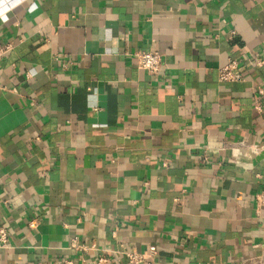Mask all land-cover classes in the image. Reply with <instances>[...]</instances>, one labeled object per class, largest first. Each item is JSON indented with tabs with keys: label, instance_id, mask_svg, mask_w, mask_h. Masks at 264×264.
<instances>
[{
	"label": "crops",
	"instance_id": "1",
	"mask_svg": "<svg viewBox=\"0 0 264 264\" xmlns=\"http://www.w3.org/2000/svg\"><path fill=\"white\" fill-rule=\"evenodd\" d=\"M0 15V264H264V0ZM146 50L158 74L137 66ZM231 59L244 79L221 82Z\"/></svg>",
	"mask_w": 264,
	"mask_h": 264
},
{
	"label": "built area",
	"instance_id": "2",
	"mask_svg": "<svg viewBox=\"0 0 264 264\" xmlns=\"http://www.w3.org/2000/svg\"><path fill=\"white\" fill-rule=\"evenodd\" d=\"M13 43L2 40L0 36V61L3 60L6 55L12 50ZM262 63V62H259ZM136 64L140 69L146 70L150 74H158L163 66V53L158 50H146L136 53ZM218 78L221 82L232 83L239 82L244 79L241 66L237 60L231 59L224 66L218 68ZM262 92V90L260 89ZM258 107V106H257ZM259 108V107H258ZM249 152L253 151V148L248 149ZM257 200L260 205H264V192L257 195ZM32 224L35 220L31 221ZM8 241V230L5 226H0V242L6 244ZM75 241V240H74ZM77 248H83L77 241L74 244ZM157 252L156 245L149 246V254H155ZM128 264H141L145 261L146 254L136 251L126 252ZM104 258H99L95 263H104ZM62 264H75L72 260H67ZM84 264V263H82Z\"/></svg>",
	"mask_w": 264,
	"mask_h": 264
},
{
	"label": "clouds",
	"instance_id": "3",
	"mask_svg": "<svg viewBox=\"0 0 264 264\" xmlns=\"http://www.w3.org/2000/svg\"><path fill=\"white\" fill-rule=\"evenodd\" d=\"M0 20H4L6 22L7 17L6 16H3V15H0Z\"/></svg>",
	"mask_w": 264,
	"mask_h": 264
}]
</instances>
